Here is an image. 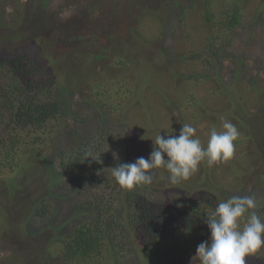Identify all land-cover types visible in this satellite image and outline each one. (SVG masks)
I'll return each mask as SVG.
<instances>
[{"label": "rangeland", "instance_id": "rangeland-1", "mask_svg": "<svg viewBox=\"0 0 264 264\" xmlns=\"http://www.w3.org/2000/svg\"><path fill=\"white\" fill-rule=\"evenodd\" d=\"M176 1L182 5L176 6ZM241 1L243 24L228 31L233 39L234 55L219 62L218 67L204 51L206 38L211 33L204 23V0H0V48L12 51L30 42L41 52L46 48L55 54L68 73L64 80L67 90L72 91L70 97L77 116L96 115L89 119V128H81L88 134L110 127L116 119L115 112L103 116V111L101 114L98 108H90L85 99L91 97L90 84L97 82L103 72H109L123 73L128 78L125 82L132 85L139 81L136 67L152 61V66H144L150 85H145L142 92H134L137 98L147 99L142 105H145L143 111L148 108L151 114L162 110L180 116L178 108L175 104L169 105L168 100L174 102L182 92L195 91L200 97L199 110L203 115L200 122L193 124L191 120L190 124L196 128L202 143L209 138L213 127L222 130L221 118L236 125L244 138V142L236 144L231 161L213 166L218 179L210 178L198 168L196 175L174 185L169 173L159 169L158 184L165 187L164 195L170 197L173 188L178 186L193 192L211 189L216 195L214 202L220 203L246 192L256 199V211L264 217L259 209L264 206V0ZM69 31L71 36L66 37ZM104 49L103 58L97 57ZM196 54L200 55L193 58ZM118 56L129 62L135 60L133 67L129 68L130 63L117 66L113 59ZM74 60L83 62L76 65ZM238 67L242 71L236 76ZM189 73L196 75V84L184 78ZM198 73H203L200 80ZM132 107L121 115L126 112L123 116L133 122L140 112L135 105ZM154 117L160 123L157 114ZM66 121L74 124L71 118ZM62 123L56 130L69 127ZM156 127H150L146 137L153 139L155 131L162 129L159 125ZM56 133L53 131L51 138L41 145L33 146L30 138L24 140L20 158L25 165L14 174L8 170L0 173V264H94L71 260L62 252L61 239L54 229L61 214L55 218L53 212L43 218L31 215L35 200L45 188L67 185V182L52 181L63 170L61 156L52 154L57 149ZM247 155L251 158L246 164ZM240 161L247 166H242ZM68 192L59 189L57 195H51L46 201L50 200L54 208L59 196ZM230 193L231 197L227 195ZM63 203L70 206L67 201H59L56 206ZM31 223L42 226V231L28 232V226L35 228ZM204 233L191 236L209 240L210 230L207 236ZM140 250L137 248V252H127L125 256L116 253L105 258L106 254L102 264H152L151 254L147 258L140 256ZM195 255L196 252L161 264H190ZM247 264H264V249L247 258Z\"/></svg>", "mask_w": 264, "mask_h": 264}, {"label": "trees", "instance_id": "trees-1", "mask_svg": "<svg viewBox=\"0 0 264 264\" xmlns=\"http://www.w3.org/2000/svg\"><path fill=\"white\" fill-rule=\"evenodd\" d=\"M204 2V23L210 27L208 30L211 32L206 38L207 48L204 51L206 50L214 60L210 62L218 67L219 62L234 55L233 39L228 35V31L235 25L243 24L242 1ZM174 4L180 6L182 2L176 1ZM182 12H185L183 8ZM67 33L66 37L71 36L70 31ZM29 44L31 45L30 42L21 44L12 51L0 48V173L8 170L14 174L25 165L20 158L23 155L21 143L24 140L30 138L29 142L31 141L33 146L41 145L47 138H51L53 131H57V149L52 151V154L58 153L61 156L63 170L54 175L52 181L67 182L66 186L45 188L43 194L34 202L32 217L43 218L53 212L52 216L55 218L61 214L54 229L61 239L62 252L66 258L79 259L81 263L102 264L106 254L105 258L116 253L125 256L127 252H137V248L141 249L140 256L147 258L148 254H151L152 264H161L168 259L196 252L197 245L207 240L205 237L194 239L191 234L199 235L204 231V236H207L209 230L205 223L206 215L218 204L214 202L215 194L211 189L193 192L178 186L173 188L170 197L165 196V187L158 184L160 177L157 169L152 171V184L129 190L115 181L111 168L118 163H134L140 157L149 158L156 135H179L182 124H190L191 120L193 124L200 122L203 114L199 110L201 101L197 92L185 91L180 97L178 95L174 102L172 99L168 100L169 105L175 104L174 107L178 108L180 116L166 111L163 113L162 110H155L151 114L148 108L142 110L145 107L142 105L146 104L147 99L137 98L134 92H142L145 85H150L144 66L151 65L152 61H147L142 69L136 67L139 81L134 84L132 82V85L125 82L128 78L123 73L103 72L97 82L90 84L91 97L84 98L90 108H98L101 114L103 111V116L115 112L116 119L110 127L88 134L81 128H89V119L96 115L77 116L70 97L72 91L66 88L68 84L64 78L68 73L65 72L64 65L46 48L41 52L35 46L29 47ZM105 53L104 49L97 57L103 58ZM114 58L113 62L118 63L117 66L120 67L130 63L131 68L135 61L129 62L123 56ZM74 62L78 65L83 61ZM241 71V67H238L236 76H239ZM202 75L203 73H198L197 79ZM183 76L196 84V75L189 73ZM188 89L191 90V86ZM136 101L138 102L134 104ZM134 105L140 113L137 120L132 122L130 118L123 116L126 112L122 115L121 112ZM155 114L160 123L155 119ZM67 118L73 119L74 124L70 125L66 121ZM62 122L67 123L69 127L56 130L57 127L61 128ZM158 125L162 129L155 131L153 139L146 137L149 128ZM110 141L111 144L108 143ZM207 141L208 139H205L202 143L205 147ZM242 142L243 136L237 145ZM113 150H117L119 160L114 158L111 153ZM88 152L96 160L91 157L86 159L85 153ZM244 158L247 164L251 156ZM240 164L247 166L242 162ZM200 170L206 172L210 178L219 177L214 167L210 169L206 162L199 166ZM59 189L69 190L67 194L59 196V201H67L70 206H65V203L56 206L59 202L57 201L52 208L53 203L46 201L51 195H57ZM242 193V196L247 195L246 192ZM227 195L231 197L232 193ZM259 209L264 212V206ZM33 226L35 228L28 226L26 230L42 231V226Z\"/></svg>", "mask_w": 264, "mask_h": 264}, {"label": "clouds", "instance_id": "clouds-1", "mask_svg": "<svg viewBox=\"0 0 264 264\" xmlns=\"http://www.w3.org/2000/svg\"><path fill=\"white\" fill-rule=\"evenodd\" d=\"M221 119L222 130L211 129L206 147L196 135V128L184 123L179 135H156L149 158L140 157L134 163H118L111 168L112 176L121 187L131 190L152 184V171L163 168L175 185L188 180L204 162L211 167L230 161L234 158L241 132L231 121ZM85 156L86 159H95L90 152ZM113 156L119 160L117 153L113 152ZM256 209V199L247 195L232 196L218 203L206 215L210 239L197 245L196 255L190 264L194 261L199 264H247V258L264 249V217Z\"/></svg>", "mask_w": 264, "mask_h": 264}]
</instances>
